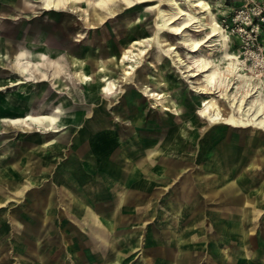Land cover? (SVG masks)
<instances>
[{
    "label": "rangeland",
    "instance_id": "374dc122",
    "mask_svg": "<svg viewBox=\"0 0 264 264\" xmlns=\"http://www.w3.org/2000/svg\"><path fill=\"white\" fill-rule=\"evenodd\" d=\"M95 1L60 0L51 9L45 7V0H0V84L5 86L0 89V117L21 116L26 110L55 117L49 128L53 125L55 131L25 130L0 120V169L6 172V183L13 184L15 179L21 184L49 183L62 161L67 165L79 160V154L83 157L89 152L91 140L98 145L93 137L102 134L106 138L103 132L108 131L113 133L116 145L113 150L107 145L106 151H114L118 162L112 168L109 162L106 169L119 203L127 201L125 194L133 179L142 186L148 185L149 177L145 175L150 172L165 179L147 167L148 162L152 166L161 162L166 168L162 173L170 177L160 183L171 187L170 191L177 180L185 183L182 193H173L171 200L184 205L190 199L200 205H189L195 212L187 221L191 222L194 243L201 228L200 216L205 214L204 202H208L206 214L214 217L206 223L210 235L204 239V246L193 249L199 253L197 264L204 263L205 256L216 264H238V257L245 260L243 264H264V129L234 119L245 114L236 111L237 107L233 110L226 96L239 97L243 88L251 86L264 96V0H205L223 28L228 38L225 40L215 35L208 37L205 21L209 13L192 7L198 19L186 25L181 34L199 40L196 49L185 44L181 34L163 28L161 0L132 5L111 0L113 14L95 6ZM176 1L182 7L188 6L187 0ZM242 9L249 11L252 21L245 30L241 28L245 25L241 22ZM174 22L183 21L179 18ZM251 27L253 44L245 33ZM134 40L141 43L133 44ZM164 40L175 48L169 49ZM140 48L144 53H139ZM126 49L139 54L122 62ZM224 51L245 61L246 67L242 70L239 64L236 76H226L228 60L223 57ZM196 56L216 70V83L225 78L219 87L223 95L218 96L217 91L212 94L223 115L229 117L219 123H209L199 113L202 99L211 94L199 93L192 87L206 84L204 71L189 75L196 68L192 61ZM86 58L89 65L79 63ZM19 62L35 73L47 68L55 73H50V80L41 81L31 76L33 70L23 74ZM88 66L93 72L103 68L105 78H95ZM251 66L253 71L248 69ZM125 69L130 73L125 74ZM79 72L87 73L91 79L80 80ZM241 72L251 75L250 85L239 81L237 74ZM17 79L22 81L10 85V80ZM152 91L157 95H151ZM159 93L161 97H157ZM256 93L246 98V106ZM49 137L51 141L47 143L45 139ZM104 146L100 148L102 152ZM141 149L147 158L129 171L127 156L137 155ZM87 162L94 164L96 160ZM105 176L100 183H106ZM127 176L128 184L121 181ZM89 177L94 178V174ZM170 191L164 200L170 197ZM135 192L139 193L137 200H146L142 196L145 191H134L131 198ZM27 195L10 190L2 196L13 203ZM128 258L132 257L120 260L127 263ZM134 258L129 264L137 263L138 257ZM58 260L55 257V263L61 264ZM113 262L116 264V260Z\"/></svg>",
    "mask_w": 264,
    "mask_h": 264
},
{
    "label": "crops",
    "instance_id": "0c3cea01",
    "mask_svg": "<svg viewBox=\"0 0 264 264\" xmlns=\"http://www.w3.org/2000/svg\"><path fill=\"white\" fill-rule=\"evenodd\" d=\"M4 87L0 84V89ZM25 113L33 112L26 110L21 116ZM9 118L3 115L0 120L25 130L55 131L53 125L52 129L46 128L47 122L38 126L34 123H13ZM103 134L107 135L106 138H111L103 142L106 139L104 135L94 136L98 145H95L97 141L95 143L91 140L89 152L83 157L79 154V160H73L67 165L61 160L49 183L21 184L15 182V179L13 184H7L6 172L0 169V264H56L55 257H59L57 262L61 264H114V260L116 264H129L135 259L134 256L138 257L136 264H197L199 253L193 249L204 246L210 235L206 223L209 218L214 219L206 214L205 206L208 202L203 203L206 204L202 208L205 214L200 216L199 213L203 219H200L201 228L195 235L196 243L191 236V222L187 221L189 215L193 216L195 213H192L189 205L198 203L187 200L182 205L171 200L173 193H182L185 183L177 180L171 191V187L167 188L160 183L170 177L162 173L166 172V168L161 162L155 166L148 162L147 167H151L152 171L156 170L165 179L156 178L152 172L150 174L153 176L145 175L150 179L146 186L137 184L133 179L126 192L127 201L119 203L116 197L118 194L112 189V180L106 169L109 162L111 168L118 162L114 151L110 154L106 151L107 145L112 146L113 150L116 143L113 133L111 135V132L108 134L105 131ZM50 139L46 138L45 141L49 143ZM103 145L102 152L100 148ZM112 153L113 158L110 156ZM146 155L145 153L143 156L141 149L137 155L134 153L132 157L127 156L128 170L133 169L138 161L147 158ZM91 158L96 160L94 164L87 162ZM91 174H94V178L96 175L97 179L88 178ZM104 174L108 177L106 183H100ZM125 178L128 179L121 178V181L128 184L130 179L128 176ZM33 179L30 181H35ZM10 190L16 193L26 192L28 195L25 199L16 198L13 203L7 202V196L2 195ZM134 191H145L142 196L146 200H137L135 196L138 192L133 193L131 198L130 194ZM169 191L170 197L164 200ZM39 192L41 194H37ZM198 207L200 208L199 204ZM184 222L187 224L183 225ZM202 239L203 243L198 242ZM122 257L132 258L123 263L120 260ZM205 259L201 264H216L210 257L205 256ZM238 259V264L245 262L241 257Z\"/></svg>",
    "mask_w": 264,
    "mask_h": 264
},
{
    "label": "bare ground",
    "instance_id": "6f19581e",
    "mask_svg": "<svg viewBox=\"0 0 264 264\" xmlns=\"http://www.w3.org/2000/svg\"><path fill=\"white\" fill-rule=\"evenodd\" d=\"M45 1H46V6L45 7L46 8H51V9L54 8V6L56 8L58 2H60V0H45ZM122 1L126 5H132V4H135L137 2L144 1V0H122ZM161 1H162V4H163L160 7V9H159V12L162 13V17H163V19H162L163 22H162L161 25L163 26V28H166L168 31H170V32H172L174 34H181L183 32L184 27H186V25H188V24L192 25L193 23H195L196 20L198 19V16H196L194 13H192L191 8L198 6V7L201 8V10L205 11V13H206V11L209 13V17H207V19L205 21V25L207 26V28L209 30V31L207 30L208 31V37L215 35V36L219 37V40H225V38L227 37L225 35V32H224L223 28L220 26V24L217 22V20L212 16V13H211V10H210V6L205 0H187V5L188 6H186V7H182L176 0H161ZM109 2H111V0H96L95 1V6H98L100 8L104 7V9L107 10V13L113 14V10H114L113 8H115V6L109 4ZM169 11H173V15H169ZM99 18L103 19V16H101ZM179 18L182 19V21H183L181 24H178L177 22H174V21H176ZM181 35H182L181 36L182 37V41L185 44H188L190 48L196 49L199 46V40H194L193 38H190L187 33L186 34H181ZM226 39H228V38H226ZM140 43H141L140 40H134V42H133V44H140ZM164 44L170 45L169 49H174L175 48V47H173V45H171L169 42H167V40H164ZM130 53H131V51L126 49L121 55V61L124 62L126 60H131L132 56H134L136 54H139V53L142 54V53H144V50H143V48H140L139 49V53L138 52L131 53V54ZM196 55H198V54H196ZM223 57L228 60L227 61V64H228L227 65V71L228 72L226 73V76H228L229 74H233V75L236 76V73L238 71L236 69L238 68L239 64L241 65L240 68H242V70L244 69V67H246L245 61L242 60V59H239L238 58L239 56L237 57L236 55H232V54H229L227 51H224ZM192 61H193V64L195 65L196 68L195 69H191L192 71L190 72L189 75H195L199 71H204L203 80L206 83L204 86H201V87H199L197 85H193L192 87L195 90H197L199 93L211 94L208 97H205V98L202 99V102H201V105H200V109H199L200 115L204 116L209 123H219V121H221L224 118L228 119L229 117L228 116H224L223 113L221 112L220 107H219V105L217 103L216 96L212 95L216 91L218 92V96H222L223 95V90H221V89L219 90V87H220V85L224 84L225 78L222 77L219 80V83H216V74L217 73H216L215 69H210L209 66L207 65V63H205L201 58H199V56L198 57L197 56L194 57L192 59ZM88 62L89 61L86 58L84 61H83V59L80 60L79 63L87 65ZM48 63H51V62H48ZM19 64H20L19 65L20 71L23 74H26L27 72L33 70V69L30 70L28 65L24 64V62H19ZM45 65L49 66L46 63H45ZM91 65H92V63H91ZM30 66H35V64L34 63H30ZM38 67H39V63H38ZM88 67L90 68V66H88ZM90 69H91V73H92L93 72L92 71V66H91ZM99 69H100V71L93 72L94 75H95V78L98 79V77H100V75H101L100 78L104 79L105 78L104 77L105 73L103 72V68H99ZM248 69L253 71V67L252 66L249 67ZM262 69H264V68H262ZM196 70H198V71H196ZM36 73L34 72V70L31 71V76L34 75V77H37V79L41 80V81L42 80H46V79L50 80L51 79V74H54L55 70H54V72H52L49 68H47L46 71H43L42 69H38V71ZM128 73H130V71L128 69L127 70L125 69V74H128ZM77 75H78V78L80 80H84L85 81V80H88V79L90 80L91 79V77L85 72H79V74H77ZM250 76L251 75H246V72H241V73L237 74V78L239 79V81L245 80V82H247L248 85H250V80H249ZM23 79H27V77H23ZM21 81L22 80H16V81H12L11 80L10 84L11 85H15V84H18ZM105 81H106V79H105ZM242 90L243 91L240 93L239 97H235L234 95L226 93V96L228 98L229 105L231 106V108L233 107V110H234L235 109L234 107H237L235 109L236 111L244 112V114H245V115L243 114L244 115L243 117L242 116H237L234 119H239V121H241L242 124H247V123L250 124V125L254 124L257 127H261L262 129H264V96H262V91L258 90V88L257 89H252V86L251 87H247V88H243ZM255 91L257 93L253 95V98L251 99V102L246 106V102H245L246 98L250 97L252 93H255ZM150 94L151 95H154V94L157 95V93H154V91H152ZM161 96H162V94L159 93V96H157V97H161ZM54 119H55V117L53 115H50V114L25 113L21 117H18V118H11L10 117L8 120H10L13 123H19V124L34 123V124H37L38 126L39 125L43 126L44 125L43 122H47L46 128H49L51 126V122H53ZM131 162H132V160H131ZM120 164H121V162H120ZM79 168H81V167H79ZM203 168H204V166H203ZM161 179H162V177H161ZM188 198H190V197H188Z\"/></svg>",
    "mask_w": 264,
    "mask_h": 264
},
{
    "label": "built area",
    "instance_id": "2783aa9c",
    "mask_svg": "<svg viewBox=\"0 0 264 264\" xmlns=\"http://www.w3.org/2000/svg\"><path fill=\"white\" fill-rule=\"evenodd\" d=\"M245 8H246V6H245ZM242 14H244V15H242ZM240 15L242 16V19H243L241 22L245 24L244 27L242 26L241 28H244V30H245V26L247 27L248 25H250L252 23L251 18L249 17V11H247V9L246 10L242 9V10H240ZM253 30L254 29L251 27L249 31H247V32L245 31V33H247L246 34L247 37H249V40L251 41L252 44H253V39L250 38V35H251V32Z\"/></svg>",
    "mask_w": 264,
    "mask_h": 264
}]
</instances>
